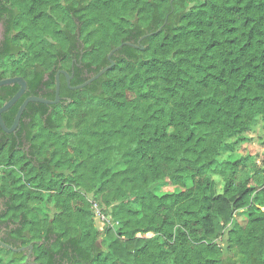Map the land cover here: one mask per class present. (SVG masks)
<instances>
[{
    "label": "trees",
    "instance_id": "obj_1",
    "mask_svg": "<svg viewBox=\"0 0 264 264\" xmlns=\"http://www.w3.org/2000/svg\"><path fill=\"white\" fill-rule=\"evenodd\" d=\"M0 23V80L27 84L7 127L55 98L58 70L81 84L138 45L0 127L2 240L37 264H264V184L234 149L264 145V0H0ZM0 264L26 263L0 246Z\"/></svg>",
    "mask_w": 264,
    "mask_h": 264
},
{
    "label": "water",
    "instance_id": "obj_2",
    "mask_svg": "<svg viewBox=\"0 0 264 264\" xmlns=\"http://www.w3.org/2000/svg\"><path fill=\"white\" fill-rule=\"evenodd\" d=\"M150 35L145 34L144 36H142L141 39H143L144 37ZM141 39L139 40V42L141 41ZM123 45H130V46H134L137 47L138 45L132 43V42H123L120 45L113 47L110 52L108 53V60H109V64L107 66H104L103 68H101L95 75L91 76L89 79H87L86 81H84L81 84H77L74 86L70 85V80L72 78L73 75V65L71 67V74L64 69H60L56 72L55 74V98L54 99H48L45 97H41V96H36V95H30L28 97H26L24 99V101L22 102V104L19 106L16 115L14 117V120L11 124L10 127H7L2 119V113L7 111L10 107H12L17 100L24 94V92L26 91L27 88V84L25 79L22 76H12V77H7L4 79L0 80V87L4 86V85H8V84H13V83H17L19 85V89L18 91L8 100L6 101L1 107H0V127L5 131V132H15V130L18 128L19 124H20V119L21 116L27 106V104L29 102H40V103H44V104H48V105H52V104H56L61 100L60 97V74H64L65 78H66V83L67 85L71 88V89H82L85 86L89 85L91 82H93L95 79H97L98 77H100L102 74H104L115 62L112 59V55L115 53L116 50L121 49ZM81 59V57H80ZM67 101H70V98H64ZM0 245L4 246L6 248H9L13 251H20L22 249H25V247L22 248H14L11 245L7 244L6 242H3L2 240H0ZM32 245H29L30 251L29 254L31 253L32 250ZM28 258L26 259V263L28 264ZM29 264H37L34 262H30Z\"/></svg>",
    "mask_w": 264,
    "mask_h": 264
},
{
    "label": "rangeland",
    "instance_id": "obj_3",
    "mask_svg": "<svg viewBox=\"0 0 264 264\" xmlns=\"http://www.w3.org/2000/svg\"><path fill=\"white\" fill-rule=\"evenodd\" d=\"M1 34V27H0ZM258 132L254 131H246L242 134L241 139L234 145V149H238L239 147H247L250 157L247 162V168L251 175L250 185L257 187L261 184H264V145L261 144L258 139ZM261 171V172H260ZM259 172V173H258ZM212 193L215 195L219 194L223 190L224 182L219 175H212ZM53 210V204L49 203ZM54 212V211H52ZM97 215V212H96ZM99 223V221H98ZM228 228L225 230V236H227ZM152 233H147L146 236H151ZM224 236V238H225ZM223 249V257H232L237 258V253L233 247H229L225 242H222Z\"/></svg>",
    "mask_w": 264,
    "mask_h": 264
},
{
    "label": "flooded vegetation",
    "instance_id": "obj_4",
    "mask_svg": "<svg viewBox=\"0 0 264 264\" xmlns=\"http://www.w3.org/2000/svg\"><path fill=\"white\" fill-rule=\"evenodd\" d=\"M0 27H1V29H2V26H1V23H0ZM11 126V125H10ZM9 126V127H10ZM19 128V127H18ZM3 130V129H2ZM17 130V129H16ZM16 130H15V132H10V133H8V132H5L4 130H3V132L4 133H6V134H14V135H16ZM18 148H23V147H21V146H17ZM28 148L26 147L25 148V150H27ZM0 227H1V229H0V240H2L1 238L4 236V231H3V229H4V226H1L0 225ZM4 238V237H3ZM9 240L10 241H12V242H15V243H17V240L16 239H12V238H9ZM3 242H5L4 240H2ZM7 243V242H6ZM7 244H9V243H7ZM9 245H11V244H9ZM30 245H32V244H30ZM1 246V245H0ZM12 246V245H11ZM33 246V245H32ZM2 247H4V246H2ZM12 247H14V246H12ZM22 247H25V249H22V250H20V251H16V252H22L23 253V255H24V261H25V263H26V259H27V257L29 256V258H28V264L30 263V262H34V263H36L35 262V260H34V258H33V255H32V250H31V253L29 254V251H30V248H29V246H19V247H14V248H22ZM9 249V248H8ZM32 249H33V247H32ZM27 264V263H26Z\"/></svg>",
    "mask_w": 264,
    "mask_h": 264
},
{
    "label": "built area",
    "instance_id": "obj_5",
    "mask_svg": "<svg viewBox=\"0 0 264 264\" xmlns=\"http://www.w3.org/2000/svg\"><path fill=\"white\" fill-rule=\"evenodd\" d=\"M93 208H95V212H97V217L100 219L99 220V225H100V227H102V225H103V221L102 220H104V216L100 213V210L97 208L96 205H93Z\"/></svg>",
    "mask_w": 264,
    "mask_h": 264
}]
</instances>
